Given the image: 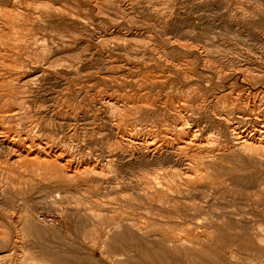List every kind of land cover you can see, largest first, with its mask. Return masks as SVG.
Wrapping results in <instances>:
<instances>
[{
	"label": "rangeland",
	"instance_id": "1",
	"mask_svg": "<svg viewBox=\"0 0 264 264\" xmlns=\"http://www.w3.org/2000/svg\"><path fill=\"white\" fill-rule=\"evenodd\" d=\"M263 119L264 0H0V264H264Z\"/></svg>",
	"mask_w": 264,
	"mask_h": 264
},
{
	"label": "bare ground",
	"instance_id": "2",
	"mask_svg": "<svg viewBox=\"0 0 264 264\" xmlns=\"http://www.w3.org/2000/svg\"><path fill=\"white\" fill-rule=\"evenodd\" d=\"M24 2V1H23ZM16 3V2H15ZM17 5V4H16ZM14 7V6H13ZM18 7H19V4H18ZM11 8H12V6H11ZM17 8V7H16ZM13 11V10H12ZM2 13H4V12H2ZM1 13V14H2ZM11 14H12V12H11ZM11 14L10 13H7V12H5V16L6 17H9V16H11ZM16 14H18V13H16ZM37 14V13H36ZM2 18V17H1ZM18 18V17H17ZM11 20V19H10ZM87 21V20H86ZM16 22V21H15ZM10 25V24H9ZM12 25V24H11ZM10 25V26H11ZM44 65V64H43ZM36 72V71H35ZM34 76V75H33ZM36 77V76H35ZM38 77V76H37ZM10 78V77H9ZM26 78V77H25ZM30 78H32V77H30ZM29 78V79H30ZM34 79V78H33ZM36 80V79H35ZM21 81V80H20ZM23 101V100H22ZM253 103V102H252ZM23 104V103H22ZM120 105V104H119ZM253 105V104H252ZM256 106V105H255ZM176 107H178L177 105H176ZM175 108V107H174ZM180 111V110H179ZM251 111H254V109L252 108L251 109ZM262 120V119H261ZM264 120V119H263ZM185 121V120H184ZM183 121V122H184ZM264 122V121H263ZM260 123V122H259ZM261 124V123H260ZM258 125V124H257ZM184 126V125H183ZM229 127H230V137L232 138V140H234L235 142V144H236V146L237 147H239V148H241V149H245V151L246 150H259V149H264V123H262V126L261 127H259L258 129H257V127L256 128H254L253 129V134H250V132H249V134L248 133H245L246 132V130H244L243 128V126H241L240 124H237V125H229ZM177 128V127H176ZM29 131V130H28ZM149 131V130H148ZM150 132V131H149ZM139 136V135H138ZM38 138V137H37ZM230 138V139H231ZM211 139V138H210ZM263 139V140H262ZM139 147V146H138ZM183 147V146H182ZM59 148V147H58ZM232 148V147H231ZM139 149V148H138ZM142 149V148H141ZM140 150V149H139ZM22 151V150H21ZM42 152H43V150H42ZM20 153V152H19ZM237 154H240V153H237ZM46 156H47V154H46ZM246 156V155H245ZM25 160V159H24ZM46 160V159H45ZM49 162V161H48ZM47 161H46V163H48ZM33 163V162H32ZM37 163V162H36ZM53 163V162H52ZM42 164V163H41ZM49 164V163H48ZM80 164V163H79ZM40 165V164H39ZM97 165V164H96ZM80 166V165H79ZM46 166H44V168H45ZM96 167V166H95ZM90 169V168H89ZM88 169V171H90ZM81 171H83V170H81ZM86 171H87V169H86ZM83 173V172H82ZM82 173H80V174H82ZM74 174H76L75 172H74ZM73 175V174H72ZM71 176V175H70ZM27 218L28 219H31L32 218V216L31 215H27ZM28 224V223H27ZM29 225V224H28ZM28 227V226H27ZM33 257V256H32ZM28 264H32V262L31 263H28Z\"/></svg>",
	"mask_w": 264,
	"mask_h": 264
}]
</instances>
